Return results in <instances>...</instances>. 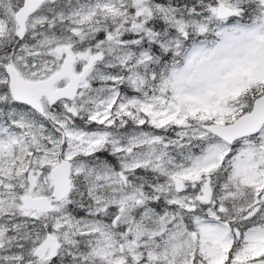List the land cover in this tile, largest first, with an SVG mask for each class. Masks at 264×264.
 Wrapping results in <instances>:
<instances>
[{
	"label": "snow or ice",
	"instance_id": "6c2138e0",
	"mask_svg": "<svg viewBox=\"0 0 264 264\" xmlns=\"http://www.w3.org/2000/svg\"><path fill=\"white\" fill-rule=\"evenodd\" d=\"M0 264H264V0H0Z\"/></svg>",
	"mask_w": 264,
	"mask_h": 264
}]
</instances>
